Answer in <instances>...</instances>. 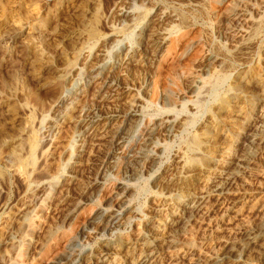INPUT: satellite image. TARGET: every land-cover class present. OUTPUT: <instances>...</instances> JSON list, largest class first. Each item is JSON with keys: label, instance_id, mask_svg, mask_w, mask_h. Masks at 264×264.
Returning <instances> with one entry per match:
<instances>
[{"label": "rangeland", "instance_id": "obj_1", "mask_svg": "<svg viewBox=\"0 0 264 264\" xmlns=\"http://www.w3.org/2000/svg\"><path fill=\"white\" fill-rule=\"evenodd\" d=\"M154 26L163 46L143 62ZM98 71L120 85L107 102L89 82ZM233 85L236 120L215 111ZM166 117L178 126L153 131ZM204 133L209 146L192 148ZM258 133L264 0H0V264H139L152 247L158 264L205 262L264 205ZM240 166L231 193L167 249L175 213ZM118 208L119 222L99 223Z\"/></svg>", "mask_w": 264, "mask_h": 264}, {"label": "bare ground", "instance_id": "obj_2", "mask_svg": "<svg viewBox=\"0 0 264 264\" xmlns=\"http://www.w3.org/2000/svg\"><path fill=\"white\" fill-rule=\"evenodd\" d=\"M238 12H240V11H238ZM238 12L234 9L230 12L229 16L238 15ZM121 15L127 16L128 11L122 10ZM165 17L166 16L159 17L158 21L164 23V21L166 20ZM245 17H246V15H245ZM166 30H167L166 28H163V27L155 28V26L152 28H149L148 33H146L147 34L146 39L148 40V49L147 48L145 49V50H147L148 53L144 54V56L146 55L147 57L145 56L146 59L145 60L143 59V62L150 61L147 58H150L152 60V56H154L158 53V50L163 46V39H164L163 35L166 34ZM97 33H98V31H97L96 27L94 25H92V27L89 30L90 36L95 37L97 35ZM117 42L119 43V41H117ZM134 59H133V61H134ZM213 59L209 58L206 60L208 61V63H210L211 62L210 60H213ZM128 61H132V57L128 58ZM94 72H92L90 74V78H89V82L92 85L96 86L95 87L96 91L94 93V99L97 101H100V102L111 99L113 96H115V94H116L115 92L120 90V87H119L120 85L117 83V80L114 79V74H113L114 71H112V73L110 72L111 74L106 76L104 79L102 78L101 72L98 71L97 74H94ZM98 79H102V80L97 82ZM200 82H201L200 78H196L194 76L193 78L189 79L188 86L191 89L196 88L199 86ZM231 89H232V92L230 93V95H228L227 98H222V99L217 101V103L215 104V108H216L215 111L231 110L232 111V113H231L232 118L230 117V120H236L242 114L241 113L242 111H241V109H232L230 107L232 105L230 104L231 101L229 102V99L238 98L243 94V92H240V90H239L240 88H238V86H236V85H233ZM79 90H80V88H79ZM120 94H122V93H120ZM76 96H78V95H76ZM97 101H95L96 104H97ZM94 109L95 108H93V110ZM137 111H139V110L138 109L136 110V108L133 109V111H131V115L136 116ZM89 114H91V113H88L87 115H89ZM99 114L97 112H94L92 115H89L88 118L82 119L83 124L84 125L85 124L90 125L91 123L95 122L96 121L95 119H98L101 116ZM177 123L175 122L174 119H172L170 117H166L163 120L161 119L159 123H156L155 129L153 128L152 130L153 131L159 130V131H164L166 133H171L173 131L174 126H178V125H176ZM176 129L177 128H175V130ZM206 134L207 133H204L202 136L201 135L194 136L191 140V144H190L191 147L192 148H198V149H206L210 144L209 138L206 136ZM254 137H256V139L258 140V142H256L254 150L256 151V153L262 152V150L264 149V133L261 135H259V133H258L256 135H254ZM149 138H151V133H150ZM154 144H156V143H154ZM210 149L211 148H209L207 150V152L213 151ZM150 155H152V154H150ZM249 155L251 156L252 154H249ZM140 158H141L140 162H142V163H146L150 159V158L147 159L148 157H146V156H141ZM205 160L208 163L209 160H211V155H206ZM245 160L246 161L248 160L247 157H245ZM193 162H194L193 163L194 166L197 165L195 161H193ZM203 165H205V164H203ZM192 170L194 171L195 169H192ZM245 170H246V168H244L242 166L233 170L232 172L229 173V175L224 177L222 179V181L219 182L218 185L216 184L217 186L213 190L203 192V194L201 196L197 197L198 199H196V201L193 202V205L191 208L188 209L186 207H183L182 209H179L177 213L174 212L175 218L171 220L170 226L168 228L169 230H168L167 234L163 237V240L165 241V244L167 245L166 248L167 249L174 248L175 239L177 238V235H178L177 233L183 231V229L187 225H189L192 222H195L196 220L205 216V214H208L211 211V208L208 207V205H207L209 198H212L213 196L222 198L225 195L230 194L231 191L233 190V186L239 180L240 174H242V172H245ZM211 186H210V188H211ZM123 191H125V190H123ZM208 204H209V202H208ZM121 214H122V212L118 208L116 210H112V214L108 213V215H109L108 218H106V216L103 215V217H101L98 221H100L99 222L100 224L104 223L106 228H107L109 226H112L114 223L119 222L122 219ZM257 217H256L257 218L256 221L254 220L253 222L250 221L251 223H249V222L244 223L241 227L235 229L233 231L235 236L230 237L227 240H225L223 242V245L221 246V248L219 250L217 249L216 253L212 254L208 259L206 258L207 260L205 259L206 261L204 260L205 262H203L201 264H256V263L257 264H264V205L261 206L260 209L258 210V216ZM158 258H159V251H158L157 247H155V248L152 247V248H150L149 252L139 261V264H158ZM195 263H192V264H195Z\"/></svg>", "mask_w": 264, "mask_h": 264}]
</instances>
